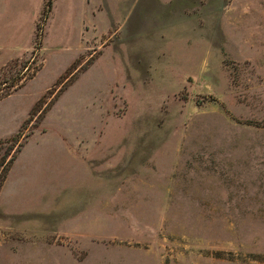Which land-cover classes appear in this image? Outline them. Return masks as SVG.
<instances>
[{"label": "rangeland", "instance_id": "obj_1", "mask_svg": "<svg viewBox=\"0 0 264 264\" xmlns=\"http://www.w3.org/2000/svg\"><path fill=\"white\" fill-rule=\"evenodd\" d=\"M129 1L0 0V264H264V0Z\"/></svg>", "mask_w": 264, "mask_h": 264}, {"label": "crops", "instance_id": "obj_2", "mask_svg": "<svg viewBox=\"0 0 264 264\" xmlns=\"http://www.w3.org/2000/svg\"><path fill=\"white\" fill-rule=\"evenodd\" d=\"M128 0H86L85 4L87 6L85 16L82 18L80 25V32L82 27H87L89 31L98 30L101 32L106 28V16H107V7L111 9L112 4L115 3V6H120L121 2L126 3ZM134 2L136 0H130L129 2ZM166 3H183L185 0H162ZM118 3V4H117ZM54 5V4H53ZM134 6H131L133 9ZM177 8V7H176ZM174 8V9H176ZM53 9V8H52ZM123 9V8H122ZM133 10L138 11L137 8ZM180 10V9H179ZM132 11V10H131ZM32 14V13H31ZM97 15V16H96ZM136 16V15H135ZM93 19L95 22H93ZM31 21L29 25L32 23ZM97 25V27H96ZM13 50L18 48L17 45L11 47ZM10 98V97H8ZM0 100V103L4 102L6 99ZM16 110L2 108L0 109V139L8 137L10 132V124L12 121V114H15ZM8 127V128H7ZM8 129V130H7ZM35 156L29 157L20 155L17 156L15 162L9 170L6 181L4 182L1 192L0 200L1 207L4 211L10 212L13 211L12 207L14 204H19L21 200L24 199L22 194L34 193L36 191V177L42 175V173L50 171L48 166H45L44 158L34 154ZM41 169L40 171H38ZM38 178V177H37ZM41 189V187H40Z\"/></svg>", "mask_w": 264, "mask_h": 264}, {"label": "trees", "instance_id": "obj_3", "mask_svg": "<svg viewBox=\"0 0 264 264\" xmlns=\"http://www.w3.org/2000/svg\"><path fill=\"white\" fill-rule=\"evenodd\" d=\"M51 7H52V0H46V3H45V9H44V14H48V12L51 10ZM44 15V17H45Z\"/></svg>", "mask_w": 264, "mask_h": 264}]
</instances>
